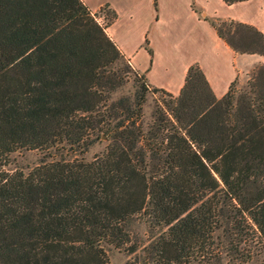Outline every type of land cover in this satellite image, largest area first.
Masks as SVG:
<instances>
[{"label":"trees","instance_id":"trees-1","mask_svg":"<svg viewBox=\"0 0 264 264\" xmlns=\"http://www.w3.org/2000/svg\"><path fill=\"white\" fill-rule=\"evenodd\" d=\"M103 9L100 22L83 0H0V264H108L111 246L145 264H222L220 231L248 262L264 246V63L222 97L195 63L178 96L136 70L139 90L115 98L133 67ZM204 18L264 55L255 25ZM151 90L169 98L144 126ZM22 150L46 158L10 168Z\"/></svg>","mask_w":264,"mask_h":264},{"label":"crops","instance_id":"crops-1","mask_svg":"<svg viewBox=\"0 0 264 264\" xmlns=\"http://www.w3.org/2000/svg\"><path fill=\"white\" fill-rule=\"evenodd\" d=\"M83 1L93 12L106 4L117 12V18L106 29L108 35L151 86L174 96L180 94L188 69L195 63L217 97H222L237 77L264 63V55L236 52L204 18L234 19L264 32V0L231 5L224 0Z\"/></svg>","mask_w":264,"mask_h":264},{"label":"rangeland","instance_id":"rangeland-1","mask_svg":"<svg viewBox=\"0 0 264 264\" xmlns=\"http://www.w3.org/2000/svg\"><path fill=\"white\" fill-rule=\"evenodd\" d=\"M103 8V7H102ZM101 8V9H102ZM98 10L101 15V19L106 21L104 17H106L107 9ZM97 12V11H96ZM122 67H126V65H122ZM132 68V67H131ZM136 70L131 69L129 72L124 73L125 84L122 85L115 93L114 97L118 98L120 96H133L136 91L139 90V86L142 83L141 77L135 76ZM250 73V72H249ZM249 75H243L239 78V86H243L248 81ZM141 81V82H140ZM144 82L145 81L144 79ZM169 97L162 92L158 91H148L146 94V101L144 103V117L143 124L144 126H148L153 121V116L158 108V106L163 105L165 99ZM107 145L106 136H103L101 140L95 143L90 150L86 153V157L91 159L95 154L102 152ZM46 158V155L40 150H22L17 151L12 154L11 160L12 164L10 168H22L28 170L32 166L38 164L41 160ZM137 230L140 233V236L143 239L151 237L152 232H149L148 225L141 222L137 224ZM156 233L155 231L153 234ZM149 235V236H148ZM220 237V246L222 250V264H264V246L261 247L258 251H256L255 255L248 260V262L240 261V260H232L229 255H227V247L228 239L223 235V233L219 232ZM109 263L108 264H145L144 255L142 252H138L137 254L129 255L126 251L115 248L113 246L109 247ZM149 264V263H148ZM153 264V263H150Z\"/></svg>","mask_w":264,"mask_h":264},{"label":"built area","instance_id":"built-area-1","mask_svg":"<svg viewBox=\"0 0 264 264\" xmlns=\"http://www.w3.org/2000/svg\"><path fill=\"white\" fill-rule=\"evenodd\" d=\"M99 21H100V22H104V21L101 19V16L99 17Z\"/></svg>","mask_w":264,"mask_h":264}]
</instances>
